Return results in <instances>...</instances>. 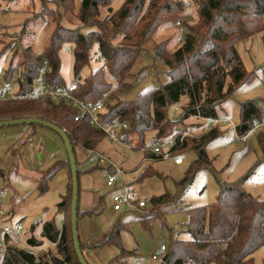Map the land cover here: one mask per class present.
<instances>
[{
  "label": "trees",
  "instance_id": "obj_1",
  "mask_svg": "<svg viewBox=\"0 0 264 264\" xmlns=\"http://www.w3.org/2000/svg\"><path fill=\"white\" fill-rule=\"evenodd\" d=\"M189 1L197 18L192 24L182 21L181 45L172 52L167 50L166 41L152 47L166 67L168 81L139 94L131 102L118 99L117 90H111L112 81L117 82L116 89L128 85L126 81L131 77V69L145 43L160 25L175 24L183 13V0H123L118 8L103 18L100 17L102 8H109L112 0H82L74 14L78 21L74 28L59 25L64 14L73 12V0H52L54 10L45 5L40 10L41 15L55 23L48 47L35 55L31 47L24 46L19 63L2 73V82L9 83L16 71L18 92L26 94L45 60L48 63L45 77L49 84L65 86L59 75L58 51L62 45H67L72 47V74L77 97L83 103L105 99V113L101 114L99 121L126 122L127 128L120 133L121 140L132 144L135 139V147H138L147 131L163 140L173 135L178 125L188 118L206 123L217 118V110L223 101L251 77L237 56L235 46L264 29V0ZM8 46V43L2 45L0 55ZM91 61L101 62V65L83 78L80 74ZM182 96L186 97V103L180 109L178 120L169 119L168 108L176 105ZM262 102L253 98L239 103L240 119L236 133H247L264 122ZM75 113L74 108L48 99L30 101L24 97L0 101V122L41 119L64 130L73 151L75 146L85 152L91 151L104 134L92 127L87 117L74 121ZM198 127L201 129L202 125ZM258 129L261 130L258 143L264 156V128ZM218 134L213 129L200 138L186 139L178 150L191 148L196 152L197 164L209 165L204 147ZM66 163L68 184L57 205V212L63 214L60 227L56 229L53 221L43 222L39 238L29 227L25 249L7 245L9 238L4 236L3 245L7 247L2 253V264H79L71 239V183L68 161ZM219 194L210 206L185 209L183 226L189 239L179 241L170 237L160 264H253V253L264 247V200L245 193L241 181L225 184ZM164 200L154 198L150 202L160 204ZM91 210L79 211L77 205V221L94 214L95 211ZM119 212L127 213L125 210ZM119 226L109 232L104 243L119 245ZM79 244L81 253L84 248L92 246L82 244L80 240Z\"/></svg>",
  "mask_w": 264,
  "mask_h": 264
},
{
  "label": "rangeland",
  "instance_id": "obj_2",
  "mask_svg": "<svg viewBox=\"0 0 264 264\" xmlns=\"http://www.w3.org/2000/svg\"><path fill=\"white\" fill-rule=\"evenodd\" d=\"M81 1L73 0V12L60 18V26L77 27L74 14ZM122 2L112 0L109 8H102L100 17L108 16ZM183 2V13L175 24L160 25L145 43L131 69V77L126 81L128 85L117 89L112 85L111 90H117L120 101L131 102L139 94L168 81L166 67L156 57L152 47L166 41L167 50L172 52L181 45L184 32L182 21L192 24L197 18L191 1ZM44 5L55 9L53 2L44 0H0V49L2 45H10L0 55L1 75L8 67L19 63L24 46L31 47L35 55L48 47L55 23L40 14ZM71 48L62 45L58 51L59 75L65 85L74 81ZM235 50L251 77L239 85L217 110V118L227 119L228 123L218 125L215 129L219 134L204 147L209 165L197 164L196 152L191 148L179 151L176 156L182 160L179 165L166 159L144 161L142 150H148L155 139L152 131L143 134L142 144L138 147H135V139L132 144L127 142L131 145L128 147L106 136L91 151L74 147L78 209L95 211L77 223L81 240L84 231L93 234L87 241L92 246L82 250L87 264H159V249L169 246L170 237L179 241L189 239L183 226L185 209L204 208L215 203L220 188L225 184L241 181L245 193L264 200V156L258 143L261 130L256 129L245 141L238 140L240 134L233 130L239 124V103L242 101L253 98L263 100L261 107L264 117V29L237 43ZM100 65L101 62L91 61L80 75L84 78ZM185 103L186 97L182 96L176 105H171L167 112L169 119L178 120ZM206 123L201 119L188 118L178 125L174 133L179 128H191L194 134L200 135L198 126L203 127ZM66 162L67 154L61 138L49 129L43 126L0 128V226L7 225L13 229L19 224L23 230L11 239L12 245L25 249V239L30 230L39 238L41 225L45 221H53L56 229L60 227L63 214L57 212V205L68 184ZM109 164L122 171L120 182L123 186L146 202L143 212L123 209L127 211L123 214L112 209V195L116 190L105 182ZM154 198H164L165 202L152 204L150 201ZM154 207L156 211L148 217L146 211ZM116 224L120 225L119 245L104 243L109 232L117 227ZM3 239L4 234L0 231V264L3 263ZM252 258L253 264H264V247L258 248Z\"/></svg>",
  "mask_w": 264,
  "mask_h": 264
},
{
  "label": "built area",
  "instance_id": "obj_3",
  "mask_svg": "<svg viewBox=\"0 0 264 264\" xmlns=\"http://www.w3.org/2000/svg\"><path fill=\"white\" fill-rule=\"evenodd\" d=\"M46 2H52V0H46ZM43 64L39 68L37 73V78L34 80V83L31 87V90L26 92L24 95H20L18 92V76L16 72L12 75L11 81L9 83H4L3 78L0 74V101L6 102L11 99H20L26 98L30 101H40L43 99H48L52 103H64L69 107H72L76 110L75 116L73 117L74 121H78L82 118H88L91 126L94 128L99 129L103 132L104 136H106L109 140L114 142H120L124 145L131 147L127 142L121 140L120 133L122 130L127 128L126 122L121 121H113L111 123H102L99 121V117L101 114L105 113V106L104 102L105 99H101V101L97 103H83L76 95V88L77 85L75 82H71L69 85L65 86H57L53 87L49 84L47 78L45 77L46 73L48 72V63L43 60ZM104 68V73L106 75ZM108 80H111L107 76ZM112 81V80H111ZM114 84V89L117 87V82L112 81ZM228 123L227 119H219L213 118L209 119L208 122L200 129V135L194 134L190 129H182L179 128L176 133L173 135L164 138L163 140L154 139L149 146V149L142 150L144 152V161L148 160H172L173 164L179 165L182 163L180 157H176L178 155V148L184 143L186 139H197L209 133V131L215 129L218 125ZM264 128V122L257 124L254 128H251L245 134H240L238 140L245 141L246 137L254 133V131L258 128ZM235 131V128H233ZM99 163H102L100 161ZM108 171L106 174L105 182L106 185L116 191L112 195V209L115 212H119L123 209L128 210H142L146 207V202L138 197L137 193H133L132 191L128 190L123 186L120 182L122 177V171L119 167L112 166L111 164L107 165ZM156 207L150 209V211H146L147 215L150 216L153 212H155ZM0 231L3 232L4 236L9 238V242L7 245H11V239L16 236L20 235L23 230L19 224H16L13 229H10L7 225L0 226ZM4 249L7 247L5 245ZM29 253H33L32 250L28 249ZM165 255V247L162 246L159 249V259L158 263L160 264L164 259ZM153 257V256H152ZM154 259L156 257H153Z\"/></svg>",
  "mask_w": 264,
  "mask_h": 264
},
{
  "label": "water",
  "instance_id": "obj_4",
  "mask_svg": "<svg viewBox=\"0 0 264 264\" xmlns=\"http://www.w3.org/2000/svg\"><path fill=\"white\" fill-rule=\"evenodd\" d=\"M25 125H37L43 126L54 134H57L61 138L65 153L67 154V161L70 168V183H71V204L69 208L70 214V229H71V239L76 254V258L79 264H87L86 260L83 258L79 244V233L77 229V203H78V183H77V168L75 166L74 152L70 143L69 138L66 136L64 130L58 126H54L46 121L38 120L36 118H25L22 120H10L0 122V128L10 127V126H25Z\"/></svg>",
  "mask_w": 264,
  "mask_h": 264
},
{
  "label": "crops",
  "instance_id": "obj_5",
  "mask_svg": "<svg viewBox=\"0 0 264 264\" xmlns=\"http://www.w3.org/2000/svg\"><path fill=\"white\" fill-rule=\"evenodd\" d=\"M88 210V209H87ZM125 210H127V209H125ZM83 211H86V210H83ZM122 211V210H121ZM154 211H156V208H155V210ZM85 218V217H84ZM83 219V218H82ZM79 221V220H78ZM78 223V222H77ZM78 225V224H77ZM93 234H92V232H87V231H84L83 232V234H82V240H81V238H80V235H79V240H80V242L82 243V244H85V245H89V244H87V241H88V239H89V236L91 237ZM86 242V243H85Z\"/></svg>",
  "mask_w": 264,
  "mask_h": 264
}]
</instances>
